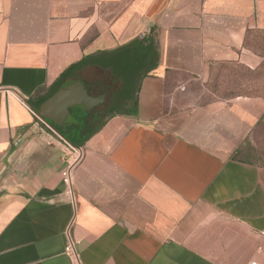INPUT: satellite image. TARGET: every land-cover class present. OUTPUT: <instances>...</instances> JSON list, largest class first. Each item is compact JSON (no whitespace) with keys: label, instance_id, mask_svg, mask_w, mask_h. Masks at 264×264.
<instances>
[{"label":"crops","instance_id":"1","mask_svg":"<svg viewBox=\"0 0 264 264\" xmlns=\"http://www.w3.org/2000/svg\"><path fill=\"white\" fill-rule=\"evenodd\" d=\"M255 29L264 0H0V264H264V98L182 100Z\"/></svg>","mask_w":264,"mask_h":264},{"label":"rangeland","instance_id":"2","mask_svg":"<svg viewBox=\"0 0 264 264\" xmlns=\"http://www.w3.org/2000/svg\"><path fill=\"white\" fill-rule=\"evenodd\" d=\"M246 45L262 57V63L257 70L244 64L212 66L206 81L192 79L189 82L184 91L183 105L190 107L215 99L232 98L237 94L264 98V32L254 31L249 34ZM247 144L253 149L252 157L264 164V121L252 131Z\"/></svg>","mask_w":264,"mask_h":264},{"label":"water","instance_id":"3","mask_svg":"<svg viewBox=\"0 0 264 264\" xmlns=\"http://www.w3.org/2000/svg\"><path fill=\"white\" fill-rule=\"evenodd\" d=\"M66 91V89H61L60 91H58L54 96H52L51 98H49L43 105H41V107L37 110V114L39 117L41 118H50L53 119L54 121H56L59 125L62 123L56 119H54L52 116H50L49 114V108L51 103H53L54 101L58 100L63 93ZM82 92L85 94L83 96H81L82 98H86V92L84 89H82ZM101 99V98H98ZM91 100V99H90ZM70 105L67 106V110L69 108Z\"/></svg>","mask_w":264,"mask_h":264},{"label":"trees","instance_id":"4","mask_svg":"<svg viewBox=\"0 0 264 264\" xmlns=\"http://www.w3.org/2000/svg\"><path fill=\"white\" fill-rule=\"evenodd\" d=\"M254 31H260V32H264V31H261V30H249L248 31V34H247V37H246V42H247V39H248V35L249 34H251L252 32H254ZM246 42H245V44H246ZM247 46V45H246ZM78 64L79 63H77V64H74V65H72V66H70L68 69H66L62 74H61V76L58 78V80L55 82V84L58 86V85H61L62 84V82H63V79L67 76V74L69 73V71L70 70H72L73 68H75V67H77L78 66ZM240 63H222V64H220V66L222 67H225L226 65H239ZM255 70V69H254ZM256 70H257V68H256ZM237 95H246V96H251V95H248V94H237ZM236 95V96H237ZM264 121V120H263ZM262 121V122H263ZM260 124H262V123H260ZM259 127V126H258ZM254 129H256V128H254ZM253 129V130H254ZM247 146L249 147V145L247 144ZM250 148V147H249ZM253 148V147H252ZM251 149V148H250ZM251 150H253V149H251Z\"/></svg>","mask_w":264,"mask_h":264},{"label":"built area","instance_id":"5","mask_svg":"<svg viewBox=\"0 0 264 264\" xmlns=\"http://www.w3.org/2000/svg\"><path fill=\"white\" fill-rule=\"evenodd\" d=\"M70 149H71L72 151H75V150H76V149L74 148V146H72V145H70ZM64 181H65L66 183L70 182V177H69V174H68V173L66 174V177L64 178ZM66 251H67L68 253H74V247H73L72 245H71V246H67ZM252 264H258V262H257V261H253Z\"/></svg>","mask_w":264,"mask_h":264}]
</instances>
